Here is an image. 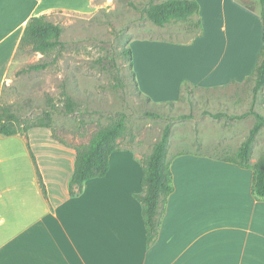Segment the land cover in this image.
Returning <instances> with one entry per match:
<instances>
[{"label":"crops","instance_id":"0c3cea01","mask_svg":"<svg viewBox=\"0 0 264 264\" xmlns=\"http://www.w3.org/2000/svg\"><path fill=\"white\" fill-rule=\"evenodd\" d=\"M78 1L0 0V98L29 19L82 13L73 7ZM197 2L203 32L193 44L131 43L138 91L153 103H178L184 84L208 94L249 85L263 42L261 6L251 12L238 0ZM202 16L218 20L208 40ZM263 94L254 98L250 87L249 102L235 99L223 110L205 111L206 122L221 120L227 129L246 125L241 141L228 143L232 152L248 136L252 112L260 114ZM11 138L26 142L22 135L0 137V148ZM211 148L207 143L201 150L167 153L174 190L149 246L135 199L142 192L138 154L113 152L107 175L70 196L74 170L47 179L33 150L0 149V264H264V200L251 194L253 172L221 161Z\"/></svg>","mask_w":264,"mask_h":264},{"label":"rangeland","instance_id":"374dc122","mask_svg":"<svg viewBox=\"0 0 264 264\" xmlns=\"http://www.w3.org/2000/svg\"><path fill=\"white\" fill-rule=\"evenodd\" d=\"M162 1L93 0L92 4L89 0H79L73 7L81 8L82 13L67 16L59 12L47 18L63 28L60 39L66 42V48L56 59H53L55 54L48 57L46 60L52 65L38 72L21 70L38 62L41 55L18 52L6 76L0 106L9 107L23 120H32L49 106V99L59 107L63 106L64 94L75 103V112L71 115L54 113L51 130L32 129L26 136L22 135L25 143L11 138L4 141L0 149L33 150L47 179L55 174L66 178L74 170L73 149L85 145L92 132L123 113L126 135L119 147L129 149L141 158L149 154L166 124H170L171 129L169 154L201 150L207 143L212 147V155L219 158L234 153L227 147L228 143L241 141L242 134L246 135L248 131L246 125L240 129L235 126L227 129L221 120L206 122L205 111L210 106L215 111L223 110V106L232 105L235 99L249 102L250 85L247 88L232 85L225 93L212 94L189 87L190 92H184L183 98L172 107L155 105L136 89L131 75L133 68L122 54L123 49H131V43L143 40L189 46L200 37V31L203 32L202 28L190 29L184 23H169L164 27L151 23L143 10ZM202 19L206 23L208 40L214 32L211 26L218 20L208 16H202ZM197 51H191V55ZM188 54L186 52L184 56ZM245 91H248V97H245ZM259 98L263 104L257 101L256 109L264 116V96ZM252 123L248 122V128ZM263 153L264 127L257 135L251 159L255 160Z\"/></svg>","mask_w":264,"mask_h":264},{"label":"trees","instance_id":"16d2710c","mask_svg":"<svg viewBox=\"0 0 264 264\" xmlns=\"http://www.w3.org/2000/svg\"><path fill=\"white\" fill-rule=\"evenodd\" d=\"M238 1L245 9L251 12L255 11L257 3L261 6L260 17L263 23V42L261 43L255 70L246 80V83L251 85L252 94L256 98L257 94L264 89V0ZM199 6L197 0H164L158 4L148 6L143 12L151 23L159 27H164L169 23H184L190 29L201 30V21L198 16ZM62 33L63 28L48 21L46 16L31 17L24 29L23 36L20 38L17 53L39 54L41 59L34 64H28L21 72H38L48 69L52 62L46 59L53 54H55L53 59H56L66 48V42L60 39ZM122 54L127 58L128 64L132 69L131 49L129 47L123 49ZM131 75L134 79L133 70ZM135 85L138 90L136 82ZM119 86H122L120 81ZM183 91L185 94L190 92L187 84L183 85ZM63 97L62 108L49 99V106L32 120H23L9 107L0 106V137L26 136L28 131L32 129L51 130L54 113L71 115L75 112L74 106L76 105L72 99L64 94ZM145 98L152 102L148 97ZM182 98L183 94L180 100ZM153 104L158 105V103ZM163 104L170 107L175 105L173 102H165L159 105ZM252 115L255 121L246 139L239 145L236 152L220 157V160L233 163L242 169H251L253 172L251 194L257 200H264V153L257 158L254 164H250L253 145L256 143L260 130L264 127V116L255 112H252ZM184 117L181 116L180 118ZM125 119V114L118 113L109 124L92 132L85 145L73 149L75 151V162L73 175H71L68 183L70 196L79 194L87 181L96 178L101 179L107 175L109 171V156L113 152L122 150L119 147V143L126 135ZM170 134V124H166L160 138L152 144L149 154L139 160L142 171L140 181L142 192L135 195V199L141 206L140 215L145 231L146 246L152 245L156 240L168 198L174 190L171 160L167 156ZM53 138L56 139L54 136ZM60 143L63 144V142ZM31 158L34 161L32 154ZM38 179L39 186L45 194V187L39 175Z\"/></svg>","mask_w":264,"mask_h":264}]
</instances>
